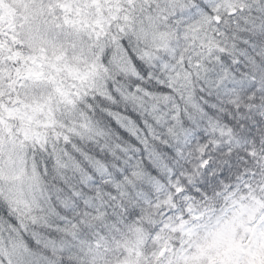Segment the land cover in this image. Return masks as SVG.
<instances>
[{"label":"clouds","instance_id":"clouds-1","mask_svg":"<svg viewBox=\"0 0 264 264\" xmlns=\"http://www.w3.org/2000/svg\"><path fill=\"white\" fill-rule=\"evenodd\" d=\"M0 264H264V0H0Z\"/></svg>","mask_w":264,"mask_h":264},{"label":"snow or ice","instance_id":"snow-or-ice-1","mask_svg":"<svg viewBox=\"0 0 264 264\" xmlns=\"http://www.w3.org/2000/svg\"><path fill=\"white\" fill-rule=\"evenodd\" d=\"M249 42L248 41H242L241 46H247ZM218 53L219 55L217 56L216 60L210 64H208L206 67L203 68V72L205 73L206 79H210L213 81V83L217 80L222 81V87L224 84H227L230 74L234 71L233 69V60L230 58L229 55L225 54V49L224 48H218ZM233 52L238 53L237 47L234 45L233 46ZM145 56L148 57V59H151L150 54L145 53ZM131 64V68H124L122 70L124 71H130L133 76L137 78V82L142 80L144 76H147L148 73L144 70L143 66L139 63L137 60H131L129 62ZM236 66H239L238 64ZM165 70H167V65H164ZM228 87H232V85L228 84ZM145 95L151 96L152 94L150 92H146ZM167 99V98H165ZM159 98H156V101L158 103ZM130 102L134 103L135 105L139 106L140 108L143 109L144 107V99L143 97L140 96H131L130 97ZM155 108V104L153 106ZM209 112H212V109H208ZM242 111V110H241ZM112 116V119L120 125V127H124L122 124H120V116L118 114H110ZM96 164L104 168V164L102 160H97ZM135 175V173H133ZM128 177L127 175H121L117 174L116 180H127ZM108 183H115L114 181L111 180V177L108 178L106 181V184ZM117 190H119V185H116ZM110 191L112 189H109ZM132 215H135L133 212Z\"/></svg>","mask_w":264,"mask_h":264}]
</instances>
